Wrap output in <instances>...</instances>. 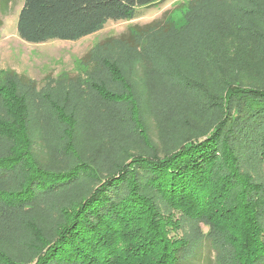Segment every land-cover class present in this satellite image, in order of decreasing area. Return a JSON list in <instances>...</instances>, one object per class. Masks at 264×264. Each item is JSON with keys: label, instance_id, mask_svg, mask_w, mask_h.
<instances>
[{"label": "rangeland", "instance_id": "1", "mask_svg": "<svg viewBox=\"0 0 264 264\" xmlns=\"http://www.w3.org/2000/svg\"><path fill=\"white\" fill-rule=\"evenodd\" d=\"M23 3L0 0V149L19 154L18 190L33 165L87 173L0 217V264L27 263L55 239L91 171L117 174L131 158L203 140L230 86L264 88V0H163L77 42L42 45L17 35ZM245 171L264 184V166ZM236 192L216 201L219 212Z\"/></svg>", "mask_w": 264, "mask_h": 264}, {"label": "trees", "instance_id": "2", "mask_svg": "<svg viewBox=\"0 0 264 264\" xmlns=\"http://www.w3.org/2000/svg\"><path fill=\"white\" fill-rule=\"evenodd\" d=\"M162 1L24 0L16 31L32 45L77 42ZM220 101V119L203 140L160 159L131 158L117 174L91 171L66 225L24 264H264V184L245 171L247 163L264 166V88L230 86ZM18 156L0 149V217L87 173L83 163L56 174L33 165L18 190ZM235 189L236 203L219 212L216 201Z\"/></svg>", "mask_w": 264, "mask_h": 264}]
</instances>
